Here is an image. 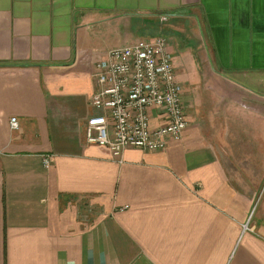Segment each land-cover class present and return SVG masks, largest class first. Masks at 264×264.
Wrapping results in <instances>:
<instances>
[{
    "label": "crops",
    "instance_id": "crops-1",
    "mask_svg": "<svg viewBox=\"0 0 264 264\" xmlns=\"http://www.w3.org/2000/svg\"><path fill=\"white\" fill-rule=\"evenodd\" d=\"M156 36L189 125L119 163L96 66ZM262 133L264 0H0V264H264Z\"/></svg>",
    "mask_w": 264,
    "mask_h": 264
},
{
    "label": "built area",
    "instance_id": "built-area-1",
    "mask_svg": "<svg viewBox=\"0 0 264 264\" xmlns=\"http://www.w3.org/2000/svg\"><path fill=\"white\" fill-rule=\"evenodd\" d=\"M95 79L91 103L97 113L87 120V143L108 148L122 163L128 148L162 151L182 138L189 125L187 108L165 37L110 49L97 64ZM11 125L18 127L16 118Z\"/></svg>",
    "mask_w": 264,
    "mask_h": 264
},
{
    "label": "rangeland",
    "instance_id": "rangeland-1",
    "mask_svg": "<svg viewBox=\"0 0 264 264\" xmlns=\"http://www.w3.org/2000/svg\"><path fill=\"white\" fill-rule=\"evenodd\" d=\"M262 134L264 135V133ZM258 199H259V201L257 202L258 206L256 208V211L258 213L257 217H259L258 223L260 227L263 228L264 230V191L259 193ZM256 211H255V214L257 215ZM255 214H254V217H255Z\"/></svg>",
    "mask_w": 264,
    "mask_h": 264
}]
</instances>
